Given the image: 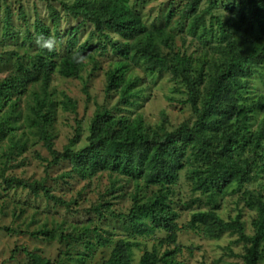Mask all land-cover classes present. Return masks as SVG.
Segmentation results:
<instances>
[{"label":"trees","instance_id":"1","mask_svg":"<svg viewBox=\"0 0 264 264\" xmlns=\"http://www.w3.org/2000/svg\"><path fill=\"white\" fill-rule=\"evenodd\" d=\"M200 2L189 0L181 10V15L190 20L191 34L199 37L203 45L208 43L209 46L210 36L220 34L225 39L211 47L214 52L210 62L206 58H199L196 65L191 55L176 50L174 34L168 33L163 27L152 29L125 0L63 2L70 16L81 17L94 25L95 31L108 40L111 51L117 57L110 69L106 89L110 91L118 88V100L113 107L97 106L90 122L87 144L83 147L74 148L80 142L77 130L62 150L55 147L50 130L55 103L49 87L54 71L65 77L80 78L87 64L86 57L94 62L92 49L96 44L89 42V38L79 42L74 36L67 42L63 55H60L55 43L52 51L38 47L39 52L35 55L34 63L44 69L42 90L34 94L28 122L49 151V163L69 161L71 167L62 173L63 177L90 178L101 170L109 169L127 175L135 182L143 181L148 186H156L147 196H139L135 192L132 195V207L124 215L128 217L130 229L134 233L164 231L165 236L160 238L159 243L165 249L160 251L153 247L144 250L140 264H183L179 259L183 249L179 233L183 230L215 239L231 233L237 236L236 243L243 244L244 251L239 257L245 264H258L260 257V245L264 238V199L261 195L248 200L249 205L257 209L252 221L253 234L246 232L241 213L226 219L219 214L218 206L193 211L180 226L181 213L170 203L171 186L178 181L180 172L186 167L185 163H188L186 176L192 182V189L205 193L207 199L215 203L217 197L228 193L233 184L232 190H235L251 182L254 179L253 172H256L255 166L260 165L256 159L264 158L261 151L264 115L254 132L248 136L244 132L256 109L264 110V95L259 94L247 103L249 98L244 94L249 88V77L264 69V0H244L236 17L227 21L213 14V4L200 9ZM47 7L51 23L57 29L60 11L52 3H48ZM171 14L169 12L167 17ZM208 15L210 18L207 20ZM213 18H217L218 30L214 28ZM226 25L232 28L231 33ZM11 26L9 11L4 24L5 34ZM107 30L120 36L121 40L112 38ZM39 35L53 37L51 25L37 16L33 22V32L27 38L32 41ZM106 45L104 43L102 48H106ZM165 46L168 52L163 51ZM137 60L141 61L148 77L169 73L185 87V98L179 100L189 105L192 111L189 119L169 130L162 124L153 128L140 113H120L122 106L134 103L140 91L137 89L140 76H126L131 69L130 62ZM208 65L213 72L207 75L208 69L205 67ZM28 79L29 76L24 73L0 79V106L6 92L17 88L20 83H26ZM84 92L89 98L87 86H84ZM170 99H175V96H170ZM61 105L65 110L75 111L77 101L64 95ZM164 119H167L166 116ZM10 124L9 120L3 121L0 132L8 131L12 127ZM19 143L16 140L12 147H18ZM246 148L254 154L253 157L238 156ZM0 177L7 187L28 188L34 193L42 191L47 199L68 204L64 198L51 191L45 179L29 181L1 173ZM105 205L97 204L91 209L99 215H123L112 210L110 203ZM87 232L83 229L73 237L81 241ZM99 241L106 245L110 239L100 235ZM139 246L138 240L120 238L110 257L102 264H131L134 247ZM27 254L31 259L30 264H55L37 251H27Z\"/></svg>","mask_w":264,"mask_h":264},{"label":"rangeland","instance_id":"2","mask_svg":"<svg viewBox=\"0 0 264 264\" xmlns=\"http://www.w3.org/2000/svg\"><path fill=\"white\" fill-rule=\"evenodd\" d=\"M73 0H0V79L17 74H27L30 79L20 83L17 88L6 92L0 106V124L9 120L11 128L0 132V173L15 176L29 181L45 179V184L56 195L61 196L68 204L55 203L47 199L42 191L34 193L28 188L7 187L0 177V264H30L27 251H37L43 257L50 258L55 264H102L112 252L120 238L138 240L139 247H134L131 264H140L144 250L153 247L161 250L165 246L159 243L164 231L141 234L132 232L130 221L124 216L129 213L133 204L132 195H150L156 186H148L143 181L135 182L129 176L109 169L99 171L95 176L63 177L62 173L70 169L69 161L62 160L58 164H50L49 151L40 140L35 128L29 126L31 106L35 92H41L43 68L36 65L35 58L39 52L35 38L29 41L27 36L33 32V22L39 16L52 27L54 43L63 55L67 42L76 36L80 41L89 38L96 44L92 49L94 62L86 57L87 64L80 78L65 77L54 71L51 75L50 91L54 100V119L51 132L55 147L62 150L76 130L80 134V142L74 148L87 144L89 127L98 105L113 107L119 97V89H106L110 69L117 59L111 51L108 40L95 31L94 25L81 17L70 16L63 7V2ZM141 16L152 29L163 27L176 38V50L188 53L196 60L213 57L212 46L225 37L210 36L211 45H203L200 38L191 34L190 20L181 15L185 3L189 0H125ZM244 0H201L200 9L213 4V14L227 21L236 17ZM48 3L55 5L60 11V24L56 29L48 16ZM10 11L12 26L5 34L4 24ZM172 14L168 16V13ZM210 16H207V20ZM214 28L218 30L217 18H213ZM209 24V23H208ZM231 33L232 28L226 25ZM112 38L121 37L107 30ZM58 32V34H56ZM199 33H197L198 35ZM185 40V41H184ZM107 43L106 48L102 45ZM185 43V44H183ZM205 49V50H204ZM168 48L163 47L164 52ZM207 51V52H206ZM15 52V53H13ZM132 62V61H131ZM129 75H139L137 85L138 96L134 103L122 106L120 113L128 115L142 114L147 124L153 128L162 124L169 130L191 117L189 105L179 99L185 98V87L172 74L162 73L147 76L141 61L132 62ZM207 75L213 71L209 65L205 67ZM249 88L244 93L247 103L259 94L264 95V69L249 77ZM88 87L90 97L84 92ZM64 95L77 101L76 110L62 108ZM175 96V99H170ZM12 104L14 106L12 107ZM264 115V110L256 109L247 128L246 136L254 132ZM166 116V120L164 119ZM247 130V131H245ZM19 140V146L13 142ZM189 151V150H188ZM261 151L264 153V142ZM246 148L239 157H253ZM238 157V158H239ZM258 166L253 172L254 179L241 188L232 190L217 197L215 203L207 199L201 191L192 189V182L186 176L188 163L180 172L178 181L171 186V206L181 213L179 225L185 223L193 211L205 210L218 206L219 214L224 218L235 217L241 213L246 232L254 233L253 218L257 209L249 205V199L261 195L264 199V158L256 159ZM191 166L189 165V169ZM110 203V208L121 217L109 213L102 215L92 211V206ZM83 229L88 230L84 239L77 241L73 235ZM110 239L106 245L101 244L99 236ZM236 235L225 233L220 238H209L191 230L180 231L179 241L182 251L179 259L183 264H245L239 254L244 251L243 244L235 242ZM258 264H264V238L260 245Z\"/></svg>","mask_w":264,"mask_h":264},{"label":"clouds","instance_id":"3","mask_svg":"<svg viewBox=\"0 0 264 264\" xmlns=\"http://www.w3.org/2000/svg\"><path fill=\"white\" fill-rule=\"evenodd\" d=\"M35 43L38 47L47 49L48 51H52L54 49V38L51 36L46 38L43 35H39L36 37Z\"/></svg>","mask_w":264,"mask_h":264}]
</instances>
